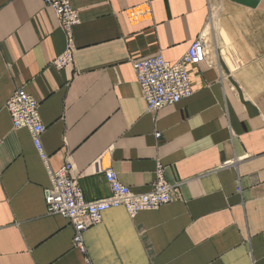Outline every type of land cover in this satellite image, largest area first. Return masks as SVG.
Instances as JSON below:
<instances>
[{"label":"crops","instance_id":"crops-1","mask_svg":"<svg viewBox=\"0 0 264 264\" xmlns=\"http://www.w3.org/2000/svg\"><path fill=\"white\" fill-rule=\"evenodd\" d=\"M68 1L73 62L56 68L66 37L53 10L0 0V264H264V0ZM198 36L192 95L149 112L132 60L176 62ZM17 88L40 104L50 169L70 163L86 200L110 195L108 168L144 193L161 163L171 202L108 209L85 252L73 247L68 219L47 211L29 131L12 127Z\"/></svg>","mask_w":264,"mask_h":264},{"label":"built area","instance_id":"built-area-1","mask_svg":"<svg viewBox=\"0 0 264 264\" xmlns=\"http://www.w3.org/2000/svg\"><path fill=\"white\" fill-rule=\"evenodd\" d=\"M56 15L59 28L66 37V47L61 55L53 60L56 68L73 62V28L80 22L79 13L68 0H43ZM207 49L202 36L195 38L185 54L176 62H169L161 54H154L132 60L131 67L139 86L141 96L149 112L175 105L192 95L187 65H198L206 59ZM14 129L29 131L33 145L43 161L49 175L50 184L46 190L47 211L59 214L73 228V247L85 252L84 232L101 221L102 213L111 208L124 207L133 217L141 211L154 210L171 202L176 184L164 178L163 165L157 163L155 179L150 189L144 193H133L122 184L117 173L108 168L104 172L110 195L101 199L86 200L77 180L72 176L70 163L57 170L50 169L41 137L45 132L39 114V102L23 88H17L5 102ZM158 136V134H156ZM237 190L239 188L237 187ZM86 264H91L86 260Z\"/></svg>","mask_w":264,"mask_h":264}]
</instances>
